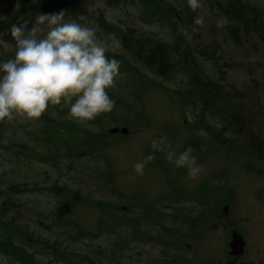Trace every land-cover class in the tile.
<instances>
[{
	"label": "rangeland",
	"instance_id": "rangeland-1",
	"mask_svg": "<svg viewBox=\"0 0 264 264\" xmlns=\"http://www.w3.org/2000/svg\"><path fill=\"white\" fill-rule=\"evenodd\" d=\"M23 1L0 0V17ZM76 1L66 18L95 27L101 16L97 38L121 61L115 107L86 124L63 101L0 121V264H225L228 229L213 215L225 204L249 220L241 264H264V0H240L251 10L240 19L235 0L195 12L187 0ZM0 41L3 62L15 46ZM189 147L195 179L166 159Z\"/></svg>",
	"mask_w": 264,
	"mask_h": 264
},
{
	"label": "clouds",
	"instance_id": "clouds-1",
	"mask_svg": "<svg viewBox=\"0 0 264 264\" xmlns=\"http://www.w3.org/2000/svg\"><path fill=\"white\" fill-rule=\"evenodd\" d=\"M187 4L194 12L203 7L202 0H187ZM4 19L6 17H0V21ZM223 23L219 20L217 26L222 27ZM203 25L204 17L197 16L192 32L197 31L196 26ZM97 31L98 26L81 24L70 16L66 18L64 10L37 14L31 27L13 24L9 32L15 44L14 54L0 62V121L18 115L38 120L50 105H61L62 101L69 109L66 119L79 124L111 112L115 101L107 90L114 86L121 61L114 56L109 58V45L97 38ZM180 31L186 39H192L187 28ZM119 43L113 38V46ZM183 78L181 74L177 79ZM167 86L176 87L175 84ZM200 135L206 133L201 131ZM151 147L154 151L165 150L162 140L153 139ZM192 152L191 147L180 154L169 150L166 159L178 168H187L190 178L195 179L202 168ZM153 159V155H148L137 162L136 174L143 175Z\"/></svg>",
	"mask_w": 264,
	"mask_h": 264
},
{
	"label": "trees",
	"instance_id": "trees-1",
	"mask_svg": "<svg viewBox=\"0 0 264 264\" xmlns=\"http://www.w3.org/2000/svg\"><path fill=\"white\" fill-rule=\"evenodd\" d=\"M25 1H28L29 3L25 5L23 1V4H19L18 10L13 12L12 15L7 16L6 19L0 21V35H2L7 42H10L14 46H15L14 41L9 32V29L11 28L13 24H24L26 27H30L31 26L30 18L35 17L37 14L59 12L63 9L66 10L69 6H72L73 13L75 12V10L80 9L76 5L77 4L76 0H69V1H66V0H39L38 1L36 0L37 1L36 3H33V2L30 3L29 0H25ZM115 1L116 0H104V3L111 4V3H115ZM235 6L241 10H238V11L236 10V13H234V17H237L240 19L242 14L246 15V13H251V10L248 11L245 5H244L245 7L241 5L240 0H235ZM251 9H253V13L255 15L258 14L257 10H255L254 8H251ZM95 20H96L95 25H98L102 29L106 28V25L104 24V21L101 16H98ZM253 22L256 23L255 20ZM255 142H257V147L255 148V152L258 156H260L259 153L262 150H264V143L263 141L260 140V138L256 139Z\"/></svg>",
	"mask_w": 264,
	"mask_h": 264
},
{
	"label": "flooded vegetation",
	"instance_id": "flooded-vegetation-1",
	"mask_svg": "<svg viewBox=\"0 0 264 264\" xmlns=\"http://www.w3.org/2000/svg\"><path fill=\"white\" fill-rule=\"evenodd\" d=\"M221 211V217L218 215V211H214L213 215L214 221L221 223L228 229V238L224 244V247H226L224 251L227 254V261H225V264H241V262L246 260L248 251L246 232L243 230V228L246 227V224L249 222V220L247 218H240L242 216L230 211L226 204L224 207H222ZM235 214L237 215L235 216ZM214 224L212 216V226Z\"/></svg>",
	"mask_w": 264,
	"mask_h": 264
}]
</instances>
